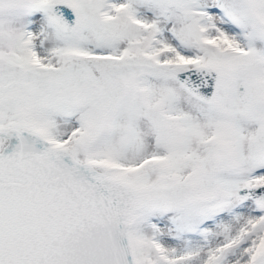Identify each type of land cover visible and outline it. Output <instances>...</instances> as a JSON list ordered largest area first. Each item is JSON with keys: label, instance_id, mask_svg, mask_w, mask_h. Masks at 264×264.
<instances>
[{"label": "snow or ice", "instance_id": "snow-or-ice-1", "mask_svg": "<svg viewBox=\"0 0 264 264\" xmlns=\"http://www.w3.org/2000/svg\"><path fill=\"white\" fill-rule=\"evenodd\" d=\"M0 264H264V0H0Z\"/></svg>", "mask_w": 264, "mask_h": 264}]
</instances>
